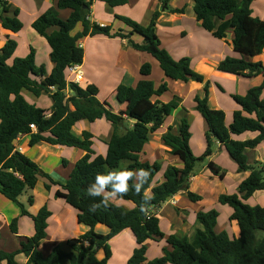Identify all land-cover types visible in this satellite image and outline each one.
Returning a JSON list of instances; mask_svg holds the SVG:
<instances>
[{
  "label": "trees",
  "instance_id": "obj_1",
  "mask_svg": "<svg viewBox=\"0 0 264 264\" xmlns=\"http://www.w3.org/2000/svg\"><path fill=\"white\" fill-rule=\"evenodd\" d=\"M101 1L112 8L129 3V0ZM162 1L163 8L170 13L184 14V9H172L167 6L168 0ZM255 1L193 0L194 13L204 30L219 40L226 39L229 31L234 34L232 48L238 57L227 56L219 62L217 70L248 79L263 77L262 84L251 88L245 96H230L240 108L233 112L231 123L227 122L224 110L210 105L211 83L193 69L191 58L176 60L162 48L156 31L161 16L159 12L155 13L148 26L117 17L132 29L131 33L125 34L122 30L115 31L112 25L101 26L90 21L94 0H60L56 8H49L31 25L51 49L53 69L50 73L46 64H37V52L32 46L26 56L14 58L18 38H8L0 49V196L17 205L21 217L32 220L35 232L31 237H18L17 250L0 249V264H20L16 258L21 254L27 257V264H108L112 258L110 242L126 230L133 233L136 247L125 264H264V207H252L245 203L255 193L264 191V164H250L247 156L248 151L264 144V63L252 60L264 53V20L252 13ZM67 9L72 11L70 17L61 18L59 10ZM85 10L88 14L83 16L82 11ZM10 12V3L0 0L2 29L18 35L26 26L19 19V9L14 10L13 17L8 16ZM79 25L82 29L76 32ZM52 28L55 31L49 33ZM98 35L128 40L133 49L154 57L163 72L164 79L157 85L153 78V66L146 63L141 66V79L136 87L118 86L115 99L124 108L120 113H116L107 101L99 100L97 86L91 84L84 88L66 77L68 68L84 62V49L79 42ZM133 35L142 37V43L133 41ZM191 81L204 84L202 94L193 97V109L207 125L205 151L201 156L193 153L190 144L192 123L186 115L188 110L183 108L186 114L161 138L170 149L169 154L179 160L181 167L169 166L163 180L154 185L155 178L163 171V165L158 161H143L142 156L152 136L180 106L176 97L168 103L154 99L171 91L169 82L188 84ZM217 87L225 93L220 85L217 84ZM24 91L36 98L47 96L52 101V107L47 110L30 104L22 94ZM103 119L113 128L105 156L94 151V135L91 132L83 131L81 136H76L73 131L80 121L94 124ZM31 125L35 126V130ZM246 134L255 136L239 139ZM25 135L30 137L32 150L46 143L77 148L86 154L74 164L69 178L59 182L33 161L32 154L26 155L17 149L15 142ZM219 148L237 164L239 173H250L239 185L238 194H224L218 199L219 204L234 210L230 221L237 224L239 237L230 238L226 231L217 230L220 213L216 209L197 213L192 236H166L157 212L179 194L193 203L203 200L202 196L190 190L191 180L197 176V164L212 158ZM62 162L68 165L66 160ZM208 168L214 175L223 177L225 174L213 163ZM122 169L150 172L141 193L130 190L123 198L110 201L107 208L101 206L95 212L90 211V205L101 200V197H91L87 193L96 175ZM40 178L47 181V191L52 185L59 186L55 198L64 200L73 208L77 223L88 228L86 233L69 240L66 248L56 246L48 256L42 253L41 245L47 238L48 219L52 213L45 205L33 215L20 202L27 191L35 190ZM134 183L135 180L129 181L130 187ZM145 192L152 197L147 204V217L140 211ZM28 201L32 206L34 196L31 195ZM177 212L180 214L182 211ZM19 219L14 218L9 225L10 231L17 236ZM98 226L107 228V234L99 233L96 230ZM164 239L171 249L165 248L163 257L147 261L148 242ZM99 252L103 253V258H99Z\"/></svg>",
  "mask_w": 264,
  "mask_h": 264
},
{
  "label": "crops",
  "instance_id": "obj_2",
  "mask_svg": "<svg viewBox=\"0 0 264 264\" xmlns=\"http://www.w3.org/2000/svg\"><path fill=\"white\" fill-rule=\"evenodd\" d=\"M7 1L11 5V12L8 14V16L9 17L13 16L14 10L19 9L20 11L19 19L26 26L25 30L22 33L18 35H14L9 31H4L2 29V25L0 21V33L2 30L3 33L11 34L17 36L18 38V49L14 55V58L24 57L27 55L29 51V46L26 45L27 44L26 40H23V38L20 37L21 35L23 36V33L26 31V29L28 30V32L31 33V35L35 36L36 39L41 40V42H43V44L46 47L47 46L49 47L47 41L43 37L38 35L32 29L31 25L39 15L43 14L49 8L51 7L56 8L60 0H7ZM163 4L164 3L162 0H129V3L125 6L112 8L107 3L101 0H94L89 19L92 23H96L101 26L112 25L115 31L122 30L125 34H129L132 32V29L129 26H127L124 22L118 20L117 17H125L134 22H137L142 26H148L151 23L155 13L157 12L161 13V16L157 22L156 31L161 41L162 48L169 51L170 54L176 60H179L184 57L191 58L193 69L197 73L205 76L206 81H210L211 83L210 105L211 102L214 101V103L217 106H212V107L215 109L224 110L226 113L227 122L231 123L233 112L240 108L230 97L231 95H236V94H233V90L232 92H230L229 89H232V85L235 84V88L239 91V94L241 96H245L251 88L262 84L263 77L259 76L254 79H248V78L236 77L233 75L219 72L217 70V67L221 60H223L227 56L238 57V54L234 53L232 48V40L234 37L233 32L229 31L227 33L226 39L219 40L217 38H214L212 34L208 33L206 30H204L201 26V22L197 20L196 15L194 13L193 0H187L186 3L180 2V0H168L167 3L168 7L172 9H184V14L170 13L169 10H165L163 8L164 7ZM71 13L72 11L69 9L59 10V14L63 19L69 18ZM81 29L82 27L81 25H79L76 28V32H79ZM53 31H55V28L50 29L48 32L52 33ZM229 36L231 39H229ZM131 39L136 43H142L143 40V38L138 35L131 36ZM225 40L227 41V43ZM79 44L84 49V62L82 65L79 66L83 74V81L80 82L79 85L84 88L91 84L97 86L100 91L98 98L102 102L104 101L108 102L111 97L115 96L116 90L120 85L136 87L141 79L140 77L141 66L146 63H149L153 66V78L157 85H159L160 82L164 79L163 72L159 68L158 61L146 52H141L133 49L128 44V40L121 38H110L104 35H98L95 37H87L81 40ZM50 53H51V49L49 47V50H47L46 52L47 58H44L42 63L47 65L48 73H50L53 69V64L50 61ZM258 57H255L252 60L254 62L260 61ZM66 77L68 81H72L71 80L72 78H70L69 74L66 73ZM175 83H178L177 86L180 87L181 91H187L188 95L191 92H195L197 94L201 93L203 92L204 89V84H198L194 81H191L188 84L184 82H175ZM217 84L222 86V88L225 90V93L219 90ZM169 87H170V82H169ZM25 92L26 91H24L22 94L30 104H34L40 108L47 110H49L52 107V101L47 96H46L48 99L46 105L47 108H44L36 104L35 102V100H39L43 96L39 98H34L27 95L25 96L24 94ZM29 94L30 93H28V95ZM169 94L170 92L162 96L161 98H155L154 100L158 99L164 103H168L170 102V97L168 98V100L165 99H167ZM262 98L264 99V92ZM228 109L231 111H229ZM169 120L170 117L166 120L162 128L152 136L150 143L146 146L144 155L142 156V160L143 157L145 156V153H147V150L148 151L152 150L153 152L152 157H155L156 154L158 153H165L167 155H170L169 154L170 149L166 147L161 140V138L167 133L168 128L170 126H173L170 125V123H168ZM86 122L87 121H80L74 127L73 131L76 136H81L83 131H89ZM100 122H103L101 123L103 124V126L105 127L107 126L109 133L111 132V130H113L112 125L109 122H107L105 119L99 120L96 123L98 124ZM206 131L207 129H205V132ZM205 132L203 130V144H204ZM254 136H255L254 134H246L239 139L244 140L248 138H253ZM110 138H111V134L109 135L108 139H106V141L102 142V147H101L102 149L101 148L96 149L95 144L93 145V149L97 155L105 156L107 154L108 151L107 143L110 141ZM29 142H30V137L25 135L18 138L15 144L17 149L23 154L30 155L32 154V152L35 151L36 153L34 154V156L32 155L33 161L36 164H38V166L41 167L45 172L47 171L46 173L51 175L56 181L59 182L66 181L69 178V175L72 172L74 164H76L86 154L84 151L79 150L77 148H69L65 146H51L46 143H41L32 150L29 146ZM153 145L155 147H153ZM204 151H205V145L202 152ZM51 154L56 155L57 158L61 160V163H59L58 166L53 168L56 169L55 172H53L52 168H49L48 166L47 160ZM247 156L250 164H254L255 162H261L264 164V144L260 145L258 148L254 150L248 151ZM64 157H69L70 161ZM63 160H66L68 162L67 166L63 164L62 162ZM145 161H149V160H145ZM155 161L156 160L149 162L153 163ZM210 163H213L215 166L219 167L222 172H225L226 176L224 175L225 180H223L222 184L225 181H227L232 174L234 175V178L236 179V183L232 191L234 194H238L239 185L245 179L248 178L250 173L249 172L239 173L237 164L230 158V156L226 151L220 148L215 152L212 158L209 159L208 165ZM163 168H164L163 171L160 172L155 178L154 185L157 182L159 183L162 181V180L159 181V179L166 170L165 167ZM203 175H199V176L203 177ZM210 177L211 175L208 174L207 176L209 180L208 183L209 185L212 184L213 186L215 185V183L213 180H211ZM198 179L199 178H195L192 181ZM40 180L35 190L33 191L34 193L33 196L35 199H34V204L30 206L31 209L29 210V212L33 215H36L39 212V210L46 205L50 210V212L52 213L51 217L48 219L47 238L42 242L41 245L42 253L44 254V256H48L52 252V250L58 245L60 246L64 244L65 245L64 248H66V243L69 240L76 239L82 234L86 233L88 231V228L84 225H79L77 223V214L73 208L67 205L64 202V200L55 198L56 191L60 189L59 186L52 185L51 190L47 191L45 189V183L47 181L44 178H40ZM40 186L41 187L43 186L42 188H44L43 191L45 193V197H44L45 201L41 203V205L43 206L37 209L35 195L38 194L37 192ZM233 193L231 195H233ZM179 195L180 196L177 195L179 197L177 202L178 204H181L185 199L182 194ZM177 196L175 197L177 198ZM219 196L220 195L218 194L216 197V201H218ZM167 203H169V201ZM201 203H202L201 201L195 203L197 209L192 212L190 211V213L188 212V215L183 216V218L186 221H184V219L180 217L182 214L181 213L178 214L176 210H175L176 212L175 214L171 213L173 220L170 221V227L168 231L164 232L166 236H170L172 234L180 235L181 229L184 225H186V227H184L186 231L193 230L195 226L194 222L196 221L197 213H199L200 211L206 212L211 209H214L213 207L214 205L211 208L205 209L204 207H202V205H200ZM245 203L252 207L254 206L264 207V191L255 193L250 199L245 201ZM3 204H4V208H0V225H4L6 226V228L7 227L9 228V225L14 218H18V217L20 218L18 236L13 234L9 228L7 235L8 240L10 241L9 245H6V242L2 241V237L0 236V249L6 251H14L19 248L18 237L33 236L35 232V227L30 218L21 217V211L17 205L13 203L17 209H13L14 212H11L9 210V206L11 205L6 203V201L4 200H3ZM215 206L216 209L219 211V213L220 212L226 213V217L229 218V224H230L228 228L230 233H232V234L229 233L230 234L229 236L230 238H236L234 224L236 226L237 224L234 222H232L234 224L230 223L231 222L230 217L234 213V210L229 206H223L219 204V202ZM220 219H221V214L218 218L217 229L220 228ZM70 220H72L73 222V227L71 229H68L67 224L70 222ZM65 230L66 231L68 230L71 233H75V235L72 234L69 236H62L61 233ZM96 230L102 234H107L108 232V229L103 226H98ZM239 235H240V230H239ZM125 237H127V240H129V242L127 243V246L123 248L124 249L122 252L123 257L120 259L118 264H125L128 261L126 257L127 256L130 257L134 248L136 247V239L130 230L124 231L122 234H120L117 238H115L112 241ZM154 246H156L157 251H156V255L152 256L150 255V251ZM45 247L46 249L43 250ZM165 248L171 249L165 239L159 242L149 241L148 251L146 254L147 261H151L156 258L163 257ZM113 257H114V253L112 254V258L108 264H112L114 262L115 258ZM99 258H103V253H102V257L99 256ZM16 259L20 264H27L28 262L27 257L24 256L23 254L18 255ZM1 264H6V262H2Z\"/></svg>",
  "mask_w": 264,
  "mask_h": 264
},
{
  "label": "rangeland",
  "instance_id": "obj_3",
  "mask_svg": "<svg viewBox=\"0 0 264 264\" xmlns=\"http://www.w3.org/2000/svg\"><path fill=\"white\" fill-rule=\"evenodd\" d=\"M186 1L187 0H180V2H183V3H186ZM252 13H254V16L259 17L260 19H264V0H258V1L256 0L254 2V4L252 5ZM10 17H13V16H10ZM9 37H17V36H14L11 34H5L1 30V33H0V49L3 47V45L6 43V41L8 40ZM20 37H22L23 40H26L27 46H29V47L32 46L36 50V52L38 53L37 63H38V65H41L43 63L44 58H47L48 53L46 55V52H47V50H49V47L48 46L46 47L43 44V42H41V40H38L35 38V36L31 35V33L28 32L27 29L23 33V36L21 35ZM229 39H231L230 36H229ZM226 43H227V41H226ZM258 59H260V61L264 62V53L260 57H258ZM11 63H12V60L9 61V64H11ZM231 79H234V78H231ZM177 84L178 83L170 82L171 91H170V94L168 95L167 99H165V100H168V98L170 97V101H171L173 97H176L177 101L180 104L179 108L177 110H175L172 113V115L170 116V120L168 123H170V125L177 124L179 122V119L181 118V116H183V114H186L183 112V108H186L188 110V113L186 115L190 119V121L192 123L191 125L193 128V132H192L193 137H192V140L190 142L191 148H192L193 153L196 156H201L203 154L202 150L204 148L203 130L205 132V129H207V125H206L204 119H202L201 116H199V114H197L193 109V97L197 93L191 92L188 95V92L187 91H181L180 87H178ZM232 90H233V94L241 96L239 94V91L235 88V84L232 85V89H229L230 92H232ZM24 94H25V96L27 95L30 97H34L32 94L28 95V93H26V92ZM198 94H202V92L198 93ZM34 98H36V97H34ZM164 98H166V97H164ZM47 101H48V99L46 96L41 97L39 100H35L36 104H38L44 108H47V106H46ZM104 102H106V101H104ZM108 103L112 106L113 110L116 113H120L122 110H124V108H122V106H120L117 103L115 96L111 97L109 99ZM211 106H217V105L214 103V101H212ZM229 111H231V110H229ZM201 119H202V121H201ZM101 123H103V122H100L98 124L86 122L88 130L94 135L93 143L95 144L96 149H100L102 147V142L106 141V139H108L109 135L110 134L112 135V132H113V130H111V132L109 133L107 126L105 127ZM153 147H155V146L153 145ZM153 147H151V148H153ZM35 153H36L35 151L32 152V155L34 156ZM152 153H153L152 150L151 151L147 150V153H145V156L143 157V161H145V160H149V161L156 160L159 163H161L163 165V167H165V169H167L168 166H172V165L181 167V164L176 157H173L171 155H167L165 153H158V154H156L155 157H152ZM64 158H66L70 161L69 157H64ZM47 161H48L49 168H52L53 172L56 171V169H53V168L58 166L59 163H61V160L58 159L57 156L53 155V154H51L49 156ZM208 163H209V160H207L203 163L201 162V163L197 164V167H196L197 176L195 178H199V179L192 181L193 179H195V178H193L191 180L190 190L203 197V200L201 201L202 203L200 204V205H202V207L207 209V208H211L214 205L213 207H214V209H216L215 205L218 204V201H216L217 195L218 194L219 195H224V194L231 195L233 193L232 190H233L234 185L236 183V179L234 178V175L232 174L228 178V180L222 184L223 180H225L224 176L221 177L220 175L219 176L214 175L212 170L207 168ZM205 172L207 173V175ZM208 174L211 175L210 178H211V180L214 181L215 185H213V186H212V184L209 185V183H208L209 180L207 178ZM199 175H203V177L199 176ZM161 180H163V175L160 177L159 181H161ZM42 187L40 186L38 188V192H37L38 194L35 195V197H36L35 201H36V208L37 209L42 207L43 205H41V203L45 201L44 200L45 193L43 191L44 188H42ZM31 195H34V193L27 191L20 198V202L23 203L28 210L31 209V207L29 205V201H28L29 197ZM178 196H180V195H178ZM178 196H177V198L175 197V198L169 200V203H166L163 206V208L159 212H157V214L160 218V221H161L160 226H161V229L163 232L168 231V229L170 227V221L173 220L171 213L175 214L177 212V210H182L183 212H181L182 215L180 217L182 219H184L183 218L184 215H188V212L190 213V211L192 212V211L197 209V207L195 206V203H192L185 196H184L185 200H183V202L181 204H178V202H177L179 199ZM1 199H3L4 201H6V203L11 205V206H9V210L11 212H14L13 209H17L13 203L9 202L4 197H0V208H4L3 200H1ZM186 205H187V207H186ZM185 208H187V209H185ZM175 210H176V212H175ZM220 214H221L220 228H218L217 230L220 232L226 231L229 234L230 233L229 228H228L230 225L229 224V218L226 217L225 212H223V213L220 212ZM184 221H186V220L184 219ZM189 222H190V219H189ZM230 223H232V222H230ZM232 224H234V223H232ZM67 225H68L67 228L71 229L73 227L72 220H70V222ZM194 225H195V222H194ZM184 227H186V225H184L182 227L181 232H180V236H188V237L192 236L193 230H195V226H194L193 230H191V231L190 230L186 231V229H184ZM234 229H235V237L238 238L239 237V229L235 224H234ZM8 231H9L8 227L6 228V226L0 225V236L2 237V241L6 242V245H9V243H10V241L8 240V237H7ZM72 234L75 235V233H71L68 230L67 231L65 230L61 233L62 236H69ZM230 234H232V233H230ZM128 242H129V240H127V237L119 238V239H116L115 241L110 242L112 252L114 253L113 258H115V260L112 264H118L119 263L120 259L123 257V255H122V252L124 250L123 248L127 246ZM60 246L62 248L65 247L64 244L60 245ZM45 249H46V247L43 250H45ZM156 251H157L156 246H154L152 248V250L150 251V255L155 256ZM98 254L100 257H102V252H99ZM126 258L128 260L130 257L127 256Z\"/></svg>",
  "mask_w": 264,
  "mask_h": 264
},
{
  "label": "clouds",
  "instance_id": "obj_4",
  "mask_svg": "<svg viewBox=\"0 0 264 264\" xmlns=\"http://www.w3.org/2000/svg\"><path fill=\"white\" fill-rule=\"evenodd\" d=\"M149 176L150 172L144 169L111 170L107 174H97L95 182L88 187L87 193L91 197H101V200L99 203L90 205L89 210L95 212L101 206L107 208L110 201L123 198L133 189L136 194H140ZM132 180H135V183L130 187L129 181ZM151 199L152 197L145 192L140 211L146 217L149 216L147 204Z\"/></svg>",
  "mask_w": 264,
  "mask_h": 264
},
{
  "label": "built area",
  "instance_id": "obj_5",
  "mask_svg": "<svg viewBox=\"0 0 264 264\" xmlns=\"http://www.w3.org/2000/svg\"><path fill=\"white\" fill-rule=\"evenodd\" d=\"M66 72H67V74L70 75V78H72L71 82H75V83L79 84L80 82L83 81V74L79 68V65L72 66V67L68 68ZM31 128L33 130H35L34 125H31Z\"/></svg>",
  "mask_w": 264,
  "mask_h": 264
},
{
  "label": "water",
  "instance_id": "obj_6",
  "mask_svg": "<svg viewBox=\"0 0 264 264\" xmlns=\"http://www.w3.org/2000/svg\"><path fill=\"white\" fill-rule=\"evenodd\" d=\"M87 14H88V11H86V10H85V11H82V15H83V16H85V15H87Z\"/></svg>",
  "mask_w": 264,
  "mask_h": 264
}]
</instances>
